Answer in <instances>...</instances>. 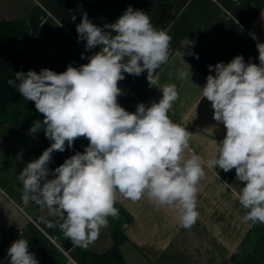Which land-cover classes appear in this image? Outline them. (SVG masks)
Here are the masks:
<instances>
[{
  "label": "clouds",
  "instance_id": "9594fccd",
  "mask_svg": "<svg viewBox=\"0 0 264 264\" xmlns=\"http://www.w3.org/2000/svg\"><path fill=\"white\" fill-rule=\"evenodd\" d=\"M76 31L86 41V51L99 46L88 63L69 64L60 73L46 68L17 72L8 81L42 115L29 133L42 129L52 141L18 176L22 200L56 218L41 216L40 222L58 227L74 246L87 249L108 226L109 217L119 218L115 204L120 197L133 203L146 198L157 210H173L179 226L191 229L199 219L206 169L219 168L225 173L235 169L243 184L237 194L246 210L243 222L264 224V44L257 45L259 65L237 55L228 63L208 66L215 75L206 77L202 98L211 102L213 119L223 124L226 134L215 141L216 152L205 161L190 147L193 134L168 115L179 99L175 84L160 87L159 102L140 103L135 112L118 103V82L125 73L139 76L147 71L149 84H157V70L171 55L172 37L131 6L104 28L84 14ZM189 45L193 41L187 37L181 41L183 49ZM180 75L183 79L188 73ZM81 137L89 142L84 151L50 170L52 154L64 152L66 144L72 148ZM7 255L9 264H39L22 234Z\"/></svg>",
  "mask_w": 264,
  "mask_h": 264
},
{
  "label": "crops",
  "instance_id": "0c3cea01",
  "mask_svg": "<svg viewBox=\"0 0 264 264\" xmlns=\"http://www.w3.org/2000/svg\"><path fill=\"white\" fill-rule=\"evenodd\" d=\"M37 6L45 15L36 36L45 48L46 69L57 73L69 64L79 67L88 63L87 58L99 51V46L86 51V41L78 39L76 28L84 14L101 28L114 23L129 6L148 14L154 27L172 37L170 58L157 70L155 85L149 84L147 71L139 76L125 73V79L118 82L122 90L118 103L135 112L140 103L159 102L160 87L175 84L179 99L169 117L193 134L190 147L196 154L205 161L215 154V141H222L226 129L213 119L211 102L202 98L206 77L215 75L208 66L228 63L237 55L246 63L259 65L257 45L264 44V0H0V23L25 20ZM186 37L193 45L183 49L181 41ZM12 55V47L0 35V66ZM181 72L188 76L182 79ZM6 127L0 119V226L11 229L16 239L22 234L41 264H66L68 256L51 238L56 236L38 222L40 216L49 217L47 210L22 200L19 173L40 155L7 139ZM48 167L54 170L50 163ZM48 178L53 177L50 174ZM241 187L235 173L226 177L219 168L206 169L200 183L199 219L191 229L180 227L176 213L169 208L157 210L146 198L133 203L120 197L116 204L130 216L124 224L126 240L119 247L124 262L264 264V224L243 222L246 210L237 198ZM108 219V226L101 229L89 251L105 253L113 245L114 219ZM75 247L69 250L70 256Z\"/></svg>",
  "mask_w": 264,
  "mask_h": 264
},
{
  "label": "trees",
  "instance_id": "16d2710c",
  "mask_svg": "<svg viewBox=\"0 0 264 264\" xmlns=\"http://www.w3.org/2000/svg\"><path fill=\"white\" fill-rule=\"evenodd\" d=\"M43 15L45 12L40 6H37L25 20L0 23V35L13 49L11 58L0 66V119L7 125L4 136L32 150L36 155H41L45 149L50 147L52 141L46 138L42 129L35 135L29 133L33 122L42 120V115L36 111L34 102L24 99L17 88L10 86L8 81L15 80L17 72L26 73L33 70L39 73L46 68L45 48L36 36ZM16 83L19 84V81ZM88 143L86 138L81 137L75 140L72 148H68L66 144L64 152L52 154L50 165L55 169L76 152H83ZM221 173L230 177L235 173V169L227 173L221 170ZM115 207L119 210V218L114 219L113 222V245L105 253L99 254L76 246V250L71 252V256L79 264H126L119 247L126 240L124 224L130 216L117 204ZM47 219L55 221L56 218L47 217ZM38 222L47 233L56 236L58 241L62 245L64 244L66 238L58 227L49 228L45 223L40 222L39 218ZM15 240L17 239L11 229L0 226V264H9L10 258L7 253ZM37 260L39 264L42 263L40 259Z\"/></svg>",
  "mask_w": 264,
  "mask_h": 264
},
{
  "label": "built area",
  "instance_id": "2783aa9c",
  "mask_svg": "<svg viewBox=\"0 0 264 264\" xmlns=\"http://www.w3.org/2000/svg\"><path fill=\"white\" fill-rule=\"evenodd\" d=\"M158 102L157 99H151L146 103V106H150L151 103ZM53 242L68 256L69 262L66 264H73V261L75 264H79L73 257L70 256L69 251L64 248V246L58 241L57 237H51Z\"/></svg>",
  "mask_w": 264,
  "mask_h": 264
},
{
  "label": "water",
  "instance_id": "95a60500",
  "mask_svg": "<svg viewBox=\"0 0 264 264\" xmlns=\"http://www.w3.org/2000/svg\"><path fill=\"white\" fill-rule=\"evenodd\" d=\"M63 246H64V248L66 250L69 251L73 247V244H72V242L70 240L66 239L65 242H64V244H63Z\"/></svg>",
  "mask_w": 264,
  "mask_h": 264
}]
</instances>
